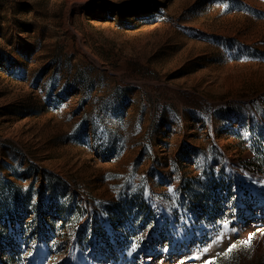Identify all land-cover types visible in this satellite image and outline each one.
I'll return each instance as SVG.
<instances>
[{
	"label": "rangeland",
	"instance_id": "1",
	"mask_svg": "<svg viewBox=\"0 0 264 264\" xmlns=\"http://www.w3.org/2000/svg\"><path fill=\"white\" fill-rule=\"evenodd\" d=\"M0 178V264H264V0H0Z\"/></svg>",
	"mask_w": 264,
	"mask_h": 264
},
{
	"label": "trees",
	"instance_id": "2",
	"mask_svg": "<svg viewBox=\"0 0 264 264\" xmlns=\"http://www.w3.org/2000/svg\"><path fill=\"white\" fill-rule=\"evenodd\" d=\"M7 189L13 190L15 206L17 208H22L23 210H27L31 206L32 193L30 189L24 190L21 185H18L13 181L0 178V194ZM0 206H1V202H0ZM5 253H6L5 249H3V252L0 251V255H1L0 257H4L3 255H5ZM8 257H12V256L9 254Z\"/></svg>",
	"mask_w": 264,
	"mask_h": 264
},
{
	"label": "snow or ice",
	"instance_id": "3",
	"mask_svg": "<svg viewBox=\"0 0 264 264\" xmlns=\"http://www.w3.org/2000/svg\"><path fill=\"white\" fill-rule=\"evenodd\" d=\"M233 231H237V229L234 228ZM252 240H253V234H249L247 236V238L243 241V243L245 246L251 247ZM217 243H219L218 240H217ZM136 247H137V245H135V244L132 245L133 251H135ZM236 247H237V244L235 242L229 241L225 255H227V253H231L233 251V249H235ZM205 251H208V249L206 248ZM212 255H216V253L213 252ZM206 264H213V261L208 260V261H206Z\"/></svg>",
	"mask_w": 264,
	"mask_h": 264
},
{
	"label": "bare ground",
	"instance_id": "4",
	"mask_svg": "<svg viewBox=\"0 0 264 264\" xmlns=\"http://www.w3.org/2000/svg\"><path fill=\"white\" fill-rule=\"evenodd\" d=\"M264 224V222H263ZM254 229V226L251 225L246 232H244L243 237L244 240L247 238L249 234H252V231ZM264 248V233H261L257 236V240L255 241V248H254V254H259L262 252Z\"/></svg>",
	"mask_w": 264,
	"mask_h": 264
}]
</instances>
